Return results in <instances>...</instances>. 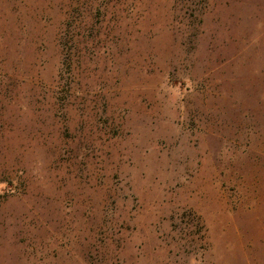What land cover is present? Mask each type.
Segmentation results:
<instances>
[{"label":"rangeland","instance_id":"rangeland-1","mask_svg":"<svg viewBox=\"0 0 264 264\" xmlns=\"http://www.w3.org/2000/svg\"><path fill=\"white\" fill-rule=\"evenodd\" d=\"M0 264H264V0H0Z\"/></svg>","mask_w":264,"mask_h":264}]
</instances>
